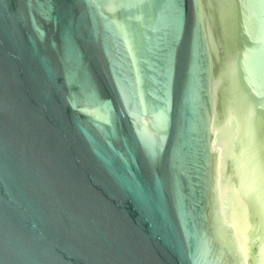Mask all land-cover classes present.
<instances>
[{"label": "water", "instance_id": "water-1", "mask_svg": "<svg viewBox=\"0 0 264 264\" xmlns=\"http://www.w3.org/2000/svg\"><path fill=\"white\" fill-rule=\"evenodd\" d=\"M0 264H264V0H0Z\"/></svg>", "mask_w": 264, "mask_h": 264}]
</instances>
